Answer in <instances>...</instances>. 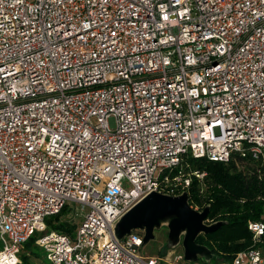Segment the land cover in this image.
I'll use <instances>...</instances> for the list:
<instances>
[{
    "label": "built area",
    "instance_id": "1",
    "mask_svg": "<svg viewBox=\"0 0 264 264\" xmlns=\"http://www.w3.org/2000/svg\"><path fill=\"white\" fill-rule=\"evenodd\" d=\"M190 160L264 182V0H0V264L35 236L44 264H264V221L218 263L117 238L153 193L210 207Z\"/></svg>",
    "mask_w": 264,
    "mask_h": 264
},
{
    "label": "trees",
    "instance_id": "2",
    "mask_svg": "<svg viewBox=\"0 0 264 264\" xmlns=\"http://www.w3.org/2000/svg\"><path fill=\"white\" fill-rule=\"evenodd\" d=\"M190 164L193 169L207 173L205 184H200L197 180L193 182L191 199L197 203H210V218L222 214L221 222L226 223L215 234L200 236L197 243L207 246L216 256V262L230 261L232 257L225 253L236 254L250 245L248 222L264 221V182L259 183L255 177L247 178L242 173L232 171L231 166L221 163L190 160ZM62 215L64 213L51 217L48 224L50 228L70 233L76 226L63 224L55 227L54 220L60 219ZM36 239V236L32 237L25 245L24 252L27 254L22 255L21 264H34L32 260L36 259H43V264L46 262V254L36 245ZM240 240H245V243L240 244ZM229 243L235 245L231 246Z\"/></svg>",
    "mask_w": 264,
    "mask_h": 264
},
{
    "label": "water",
    "instance_id": "3",
    "mask_svg": "<svg viewBox=\"0 0 264 264\" xmlns=\"http://www.w3.org/2000/svg\"><path fill=\"white\" fill-rule=\"evenodd\" d=\"M209 215L210 207L202 213L192 210L187 194L172 197L153 193L118 222L115 234L122 240L136 230L143 231L145 245L155 239L156 230L166 226L170 249L175 250L177 246H182L185 260L189 263H197L199 258L210 263L216 256L207 246L198 244L197 240L200 236L215 234L226 223L219 222L213 226H206L204 221Z\"/></svg>",
    "mask_w": 264,
    "mask_h": 264
},
{
    "label": "rangeland",
    "instance_id": "4",
    "mask_svg": "<svg viewBox=\"0 0 264 264\" xmlns=\"http://www.w3.org/2000/svg\"><path fill=\"white\" fill-rule=\"evenodd\" d=\"M109 125L111 127V129H115L116 127V122L114 118H111L109 120ZM75 205L72 204L71 208L73 209V211L66 213L65 215L61 216L60 219L58 220H54V224L55 227H60L63 226V223H65L67 220H69L71 222V224L69 226H78L80 225V222L83 219V216H74V208ZM64 227H66L64 225ZM75 227V228H76ZM73 230V229H72ZM239 243H245V240H240ZM231 246H234L235 243H229ZM172 251V249L168 248V229L166 226H163L162 228L158 229L155 231V239L150 241L148 244H145L143 249H142V254L144 256H148V257H155V256H159L162 255L164 256L165 253ZM176 252H181L182 251V246H177L175 248ZM24 255H26L27 253H23ZM22 254V255H23ZM235 254L233 252H229V253H225L226 256H231ZM22 258V256H21ZM34 262V264H43V259H36V260H32ZM205 260L203 258H199L198 262H204ZM217 259H213L211 260V262L213 263H218L216 262Z\"/></svg>",
    "mask_w": 264,
    "mask_h": 264
}]
</instances>
